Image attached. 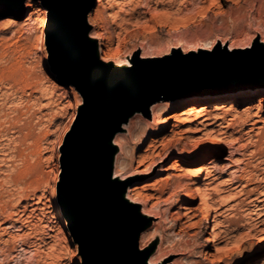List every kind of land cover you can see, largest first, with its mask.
<instances>
[{
	"label": "rangeland",
	"instance_id": "1",
	"mask_svg": "<svg viewBox=\"0 0 264 264\" xmlns=\"http://www.w3.org/2000/svg\"><path fill=\"white\" fill-rule=\"evenodd\" d=\"M26 1L20 10L0 7V264H85L67 218L71 233L57 228L55 209L63 143L82 95L51 69L47 8ZM149 1L95 0L87 12L90 29L103 35L96 44L107 66L199 62L216 47L230 66L264 45V0ZM226 72L245 76L158 100V117L135 111L116 131L124 146L114 171L126 188L136 186L131 193L145 210L137 246L147 264H264V91L174 106L193 92L264 87L262 67Z\"/></svg>",
	"mask_w": 264,
	"mask_h": 264
},
{
	"label": "water",
	"instance_id": "2",
	"mask_svg": "<svg viewBox=\"0 0 264 264\" xmlns=\"http://www.w3.org/2000/svg\"><path fill=\"white\" fill-rule=\"evenodd\" d=\"M40 1L48 10L51 69L82 95V105L63 143L60 209L81 246L85 264H147V252L133 241L139 227H146L145 216L132 215L139 205L118 195L127 182L110 179L109 155L116 152L114 144L108 145L111 132L120 130L121 122L135 111L148 116L150 103L179 95L177 90L196 79L211 86L225 77L245 76H225L228 70L264 68V45L255 43L248 53L229 60L230 66L222 57L227 56L225 51L216 47L207 50L208 57L199 62L171 60L155 67L132 62L111 67L92 58L96 41L85 36L90 28L86 15L95 0ZM23 4L24 0H0L6 11L20 10ZM181 78H187L186 84L172 89L170 84Z\"/></svg>",
	"mask_w": 264,
	"mask_h": 264
},
{
	"label": "bare ground",
	"instance_id": "3",
	"mask_svg": "<svg viewBox=\"0 0 264 264\" xmlns=\"http://www.w3.org/2000/svg\"><path fill=\"white\" fill-rule=\"evenodd\" d=\"M149 0H144V6L147 5ZM156 3H160V4H173L175 3L174 1L175 0H155ZM107 3H109L110 5L112 4H116L117 0H106ZM150 2V1H149ZM178 2V0H177ZM146 4V5H145ZM33 5V1L32 0H27L26 1V6H32ZM109 17L112 16V13L111 11H109L108 13ZM107 16V18H108ZM84 21V19H82ZM98 32V31H97ZM86 38H88V40H93L92 42L96 41V39H100V38H103V35L102 34H97L96 31H94L93 29H88V31L86 32L85 34ZM108 40V39H107ZM98 43V42H96ZM95 43L94 45V48H93V51H92V58L96 61V62H101V58L99 56V53H98V47L97 44ZM99 45V44H98ZM104 55V54H103ZM105 58V57H104ZM102 58V60L104 59ZM106 59H104L105 61ZM127 64H129L127 62ZM114 66H120V65H114ZM232 77V76H231ZM231 77H227V79H223L221 81H219L218 83L216 84H213L211 86H216V85H229V81H232L234 79H237L239 77H234V78H231ZM207 81L204 80V79H196L194 81H192L191 85L187 86V87H184L183 89L181 90H177L178 93H185L186 91L190 90L191 88H194V87H211L210 85H208V83H206ZM261 91H264V87H261V86H255L253 88H248V89H238L237 91H226V92H217L215 94H211L210 92H206V93H203V94H200V93H190V94H187L186 96H182L180 98L177 99L176 103L174 104V106H181L185 103H188V102H200V101H203V100H208L210 98H225V97H237V96H244V95H249V94H253V93H258V92H261ZM158 101V100H157ZM157 101H154L152 103H150L149 105V113L150 115L152 114L153 117H158V112L163 108L162 106V103L158 102V103H155ZM1 112V110H0ZM138 116L137 113L135 115V117ZM133 117V116H132ZM135 117H133V119L131 118V121H130V124H133L135 122H133V120L135 119ZM213 117V116H212ZM130 118V117H129ZM123 123L125 122H121V125H123ZM129 124V123H128ZM136 124V123H135ZM134 124V125H135ZM165 125H161L160 127H163ZM128 128H130L129 126H127ZM134 127V126H133ZM127 129V128H126ZM121 132L119 134H116V132L110 134L109 136V139H108V145L110 144H114V142H119V140H121ZM124 137V136H123ZM189 139V138H188ZM115 142V143H116ZM119 145V149H120V152L116 155V152H112L110 153L109 155V168H110V179L112 180H118L116 179V174H115V171H114V166L116 164H118V161L120 159V154L123 152V146L121 144V142L117 143ZM116 145V144H115ZM117 145V146H118ZM128 145V144H127ZM175 148V147H174ZM176 149V148H175ZM125 151V150H124ZM178 151L175 150V153H177ZM123 157V156H122ZM161 160H163L164 158L168 157V153H165L163 156H161ZM123 159V158H121ZM160 170V169H159ZM124 173H122L121 175V178L123 176ZM231 174V173H230ZM216 175V174H215ZM218 175V174H217ZM232 176V175H231ZM230 176V178H231ZM125 177V176H124ZM261 182V181H260ZM238 183V182H237ZM260 184V183H259ZM263 187V186H262ZM262 189V188H261ZM136 190V186L135 185H132V186H127V188L123 191H118V195L121 196V198H123L124 200L130 202V203H134V204H137V199L136 197L131 193V191H135ZM262 191V190H261ZM260 191V192H261ZM264 191V190H263ZM262 191V192H263ZM261 192V193H262ZM204 194V193H203ZM206 195H203L201 196V201L204 203V205L206 206V210H207V213H206V216L205 218L207 220L210 221L211 217H212V206L208 203L206 197ZM250 202V201H249ZM251 203V202H250ZM264 204V203H263ZM142 206V205H141ZM144 206V205H143ZM251 206V205H250ZM55 209L59 215V218L61 220V223L59 224V226L57 228L61 229L63 232V234H70V229L69 227L66 225V217L64 216V214L60 211V207L59 205L56 203L55 204ZM264 209V208H262ZM148 210V209H147ZM149 211V210H148ZM138 213H145V210L144 209H140L139 206H135V208L131 211V214L132 215H135V214H138ZM146 214V213H145ZM262 214H264V212H262ZM146 216V215H145ZM262 217V216H261ZM162 218V216H161ZM215 218V217H214ZM262 219V218H261ZM163 221V220H162ZM220 221V220H219ZM221 223V222H220ZM218 225V220L217 219H214V226H217ZM143 226V225H141ZM141 226L139 227V231H138V234H140V232L143 230V228H146V227H143L141 228ZM148 226V225H147ZM50 229V228H49ZM148 230V229H147ZM152 230V229H151ZM150 230V231H151ZM213 232L210 233V235H208V237H206V241L207 242H212L214 240V236L216 237V235L214 234V236L212 235ZM134 241V244L135 246H137V239H133ZM224 250V249H223ZM155 253V252H153ZM155 256V255H154ZM151 258V256L149 257ZM154 258V257H153ZM143 260V258H142ZM149 262H152V259H149L148 260ZM154 262V261H153Z\"/></svg>",
	"mask_w": 264,
	"mask_h": 264
},
{
	"label": "snow or ice",
	"instance_id": "4",
	"mask_svg": "<svg viewBox=\"0 0 264 264\" xmlns=\"http://www.w3.org/2000/svg\"><path fill=\"white\" fill-rule=\"evenodd\" d=\"M213 2H214V0H213ZM222 250V249H221Z\"/></svg>",
	"mask_w": 264,
	"mask_h": 264
}]
</instances>
